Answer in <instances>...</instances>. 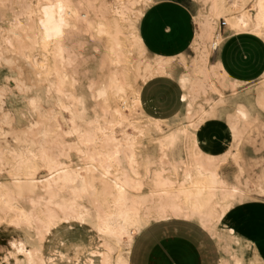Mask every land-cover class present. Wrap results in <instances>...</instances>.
Here are the masks:
<instances>
[{
    "label": "snow or ice",
    "instance_id": "snow-or-ice-1",
    "mask_svg": "<svg viewBox=\"0 0 264 264\" xmlns=\"http://www.w3.org/2000/svg\"><path fill=\"white\" fill-rule=\"evenodd\" d=\"M156 2L144 0L145 6ZM106 7L108 5L97 4L95 0L87 3L81 0L78 4L74 0H0V21L4 22L0 28L8 33L3 47H0V171L13 177L0 184V188L10 191L14 198H10L11 205L19 208L21 205L17 201L31 198L25 195L32 193V185L36 182L31 173L44 164L52 168L56 163L54 156L59 141L65 136L78 137L75 143L80 155L92 154L93 157V164L87 168L73 169L74 177L65 174L58 178L55 190L49 186V205L53 200L59 201V193H71V196L64 197V204H55L58 211L50 207L36 218L31 213L10 216L6 209L0 217V224L11 225L16 231L0 229L9 233L0 237V264H88L91 257L99 255L97 245L92 243L97 239L104 241L99 247L107 248V251L103 259L95 260L94 264H144L141 258L143 246L136 241L134 233L145 234L143 217L146 214L159 219L173 215L194 218L202 214L203 201L199 198V191L195 198L182 191L167 202L146 206L144 211L130 208L132 193L126 192L124 185L139 184L141 174L145 180L149 179L157 155L150 150L137 158L138 145L146 147L141 139L145 133L141 131L139 137L127 136L118 140L115 131L100 125L99 107L94 102L102 97L106 105L115 103L116 108L126 106L131 110L136 108L139 93L140 107L136 111H143L151 121H155L151 127L159 133L163 127L162 118H171L184 96L178 90L174 91L175 85H167V81L154 79L144 84L133 83L114 69L113 66L120 63L116 49L121 44L113 37L122 34L130 42L139 24L137 17L125 18L123 27L119 22L105 25L101 14ZM259 8L264 13V0H260ZM18 9H23L26 14V25L23 17L17 18L26 32L17 33L13 40V27L16 26L13 13ZM81 9H87L88 14L85 15ZM221 35L222 39L215 43L212 57L217 73L228 80H236L246 79L239 73L252 71L264 82V29L256 34L257 39L240 37L244 43L230 40L228 37L232 33L222 32ZM98 36L107 37V40L101 39L98 44L88 42V37L95 42ZM41 46L45 53L52 49L61 54L69 53L67 67L72 69L71 90L66 72H58L57 80L46 79L47 69L42 68L41 62H31L29 48L40 49ZM86 46L88 51L84 52ZM134 46L139 47L138 44ZM140 52L143 54V49ZM82 57L83 71L80 70ZM63 59L61 55L60 60ZM257 62L259 67H256ZM136 79L139 81V77ZM64 113H70L71 120L64 119ZM89 113H95L96 117ZM260 119L264 123V113L260 114ZM62 120L65 124L71 123L72 127L61 132L57 125ZM127 127L134 128V125ZM232 131L237 133L240 129L234 126ZM194 134H197L195 125L185 124L180 136L181 143L193 152ZM119 135L125 137V132L122 130ZM169 140L175 141V137L161 135L153 138V143L159 147L158 159L161 162L165 159L164 148ZM96 154L101 157L99 166L95 164ZM130 161L137 162L130 165ZM203 163V156L197 157V166ZM121 167L126 170L125 177L122 178L117 171L115 178L111 179L112 169ZM129 167L130 172L127 171ZM200 170L203 172V168ZM85 171L93 174L80 175ZM56 175L60 177L59 173ZM206 178L215 190L219 178L211 170ZM236 179L240 180V185L231 183L228 188L230 195L219 198L215 204L216 215L224 217L225 230L234 229L229 221L234 215L244 213L251 206L250 201H260L264 208V176L258 190L251 185L245 187L239 173ZM98 190L104 193L102 202L95 198ZM116 209H119V214ZM126 250L129 252L127 256ZM115 252H119V258L112 255ZM161 264L170 262L165 259ZM234 264H264V250L256 251L249 245L245 258H236Z\"/></svg>",
    "mask_w": 264,
    "mask_h": 264
},
{
    "label": "bare ground",
    "instance_id": "bare-ground-1",
    "mask_svg": "<svg viewBox=\"0 0 264 264\" xmlns=\"http://www.w3.org/2000/svg\"><path fill=\"white\" fill-rule=\"evenodd\" d=\"M206 1L211 3L209 14L206 16L200 14L195 20L198 32L194 41L199 46L204 45L205 47L206 42L212 39L215 22L222 16L225 18L226 23L223 33H232L233 36L249 33L257 37L256 34L261 29H264V13H262L259 8L260 0ZM74 2L78 4L81 0H74ZM83 2L87 3L88 0H83ZM139 2L140 0H118L116 4H112L113 6L108 5L109 15H101L103 23L105 25L109 23L115 25L119 22L121 27H123L125 18L137 19L138 17L137 22L139 24L143 17V12L134 8ZM249 2H252V8L247 9V4ZM252 12H254V14ZM84 13L87 15L88 10L86 9ZM111 13H113V17L110 18ZM18 17L20 16H14L16 26L13 27L11 37L13 40L17 38V33L24 34L26 32V28L20 26V20L17 19ZM23 17L24 24L26 25V14H23ZM234 29L235 31H233ZM244 29H247V31H244ZM221 34L222 32L215 35V40L211 42V48L214 51L216 41L222 39ZM7 36L8 33L3 28H0V47H3L4 40ZM102 39L107 40V37H103ZM113 39H118L121 44V47L116 49L117 53H119L120 63L114 65V67H126L128 71V75L126 76L129 77L133 83L139 82L144 84L160 77L175 78L173 77L175 73L173 74L174 68L172 67L171 59L156 55L153 57L151 56L150 60H145V55L149 54V51L140 35L139 27L135 37L130 38V42L128 41V46L127 40L122 34L119 37L114 36ZM34 43L35 41L33 40V44ZM137 44L139 47L134 46ZM140 49H143V54H141ZM61 55L64 57L63 61L60 60ZM209 56L210 51L203 49L194 61L193 75L181 73L176 76V81L182 90L184 99L181 100V110L175 114L173 118L180 117V121L184 120L180 125L175 127L167 126V128L163 126L159 133L156 132L155 128L151 127L155 121H151L143 111L139 113L136 111V108L140 107L139 93H137L136 108L127 110L126 106L122 107L128 111L127 114H124L122 108H116L115 103H113L110 105V109L103 114V118L105 119L104 123L100 122V119L99 122L101 126L109 127L110 131H114L115 129L120 131L123 130L125 132V137H116L118 140L125 139L127 136H132L133 138L139 137V133L143 131L145 137L141 139L144 140L146 147L140 148L138 145L135 153L136 157L139 158L142 153H149L150 150H154L157 155V160L153 165L149 179L145 180L143 174H141L139 184L128 183L124 185L125 191L132 193L130 197V208L134 207L138 211H144L146 206L154 207L162 201L167 202L182 191L191 193L194 198L197 191L200 193L199 198L203 201L202 214H198L194 218H184L181 215H173L163 219L150 218V214H146L143 217L144 230L150 223L155 221H170L172 219H182L189 222L197 221L199 225L207 229L210 234L217 239V242L223 248L225 258L219 261V264H234L236 258L241 260L245 258V254L249 251V245L256 251H259V248L250 239L243 237L235 227L233 230H225L226 226H223V215H216L215 204L218 199L230 195L228 192L230 184L223 178L221 175L223 172L220 173L219 168L226 155H230L232 158L238 155L239 143L242 142L245 135L254 126L264 124L260 119V114L264 113V82H262V78L259 77L261 81L257 88L254 90L249 89L244 94L238 95V88L248 83L238 80H228L226 77L220 76L214 64H208ZM29 57L33 64L39 60L42 68L47 69L45 73L46 79L51 77V79L57 80L58 72H66L69 76V80H71L72 72H69L71 68L67 67L69 60V53L67 51L61 54L58 50L52 49L45 53L43 51V46H41L40 49L30 47ZM72 59L74 58L72 57ZM137 77H139V81H137ZM145 78H147V80H145ZM214 80H216L218 84H216ZM209 89L217 95L215 99H206L209 108H204L202 106L195 108V98H197L199 94H206ZM97 91L99 95V90ZM226 93H229L230 96L227 97ZM100 99L103 98L101 97ZM120 103L123 104V101H120ZM68 114L70 116L69 118H67L64 113V119L71 120V114ZM162 119L163 124L168 120L167 118ZM211 120L216 121L217 131L220 135V138L217 140L218 145L216 146L209 142L213 134V130L209 126ZM105 121H107V124H105ZM129 124L134 125V128L127 127ZM185 124L195 125L197 134H194L192 137V144L195 148L194 152L180 141V136L182 135L183 126ZM121 125L124 126L123 129ZM234 126H238L240 131L233 133L232 127ZM57 127L63 132L66 129H70L72 125L71 123L65 124L62 120ZM161 135L175 137V141L169 140L164 148L165 159L169 157V153L171 152H173L174 156L175 152L176 157L174 160L167 159L168 161L166 162L164 159L161 162L158 159L159 147L153 143V138H159ZM76 138L79 139L78 137ZM149 145H152V147L150 148ZM65 146L66 143L63 137L62 140L59 141V147L54 156L56 163L52 165L51 169L41 161V164H44V166H41V168L45 169L44 175L39 174L40 167H36L31 173L32 178L36 182L32 185V193L25 194L30 195L31 198L26 201H17V203L21 205L19 208L11 205L10 198H14L11 197L10 191L5 188H0V217L5 214L6 209L8 215L20 216L22 214L31 213L36 218H40L50 207L54 208L56 211L59 210L55 209V204L57 202L64 204L66 202L64 197L71 196V193H59V201L53 200L52 205H49L47 204L49 186L55 190L58 178L64 177L65 174L74 177V168H87L88 165L93 164L92 154L84 156L86 162L82 166H74L63 161L62 157L65 155L66 151ZM70 148L69 146V149ZM129 155L131 156L132 154L129 153ZM199 156H203L204 163L198 167L197 157ZM144 159L145 161L147 160L146 155ZM136 162L137 161H130L129 163L131 165ZM100 163L101 157L99 154H96L95 164L99 166ZM201 168H203V172H201ZM180 169L182 170V174L181 176L179 175L180 178H178L177 172ZM209 170L215 173L219 178L216 181L215 190L213 189L212 182L206 178V174ZM117 171L122 178L125 177L126 170L123 167L119 169L113 168L111 179L115 178ZM127 171L130 172L131 167H129ZM140 171L143 173V169ZM169 171L170 173L168 174ZM56 173H59L60 177H57ZM92 174L93 173L87 171L80 173L82 176ZM49 176L52 177L51 180L48 179ZM9 177L13 178L10 175ZM144 186L148 187L147 190H143ZM197 186L199 187L197 188ZM256 186L257 189H259L260 185ZM67 187L70 188L72 185H68ZM95 198H98L102 202L105 198L104 193L98 190L95 193ZM116 211L117 214H119V209H116ZM106 251L107 248L101 253L102 259ZM126 252L128 251L126 250L125 253ZM116 253V257L119 258V252ZM112 255H114V253ZM125 256L127 255L125 254Z\"/></svg>",
    "mask_w": 264,
    "mask_h": 264
},
{
    "label": "crops",
    "instance_id": "crops-1",
    "mask_svg": "<svg viewBox=\"0 0 264 264\" xmlns=\"http://www.w3.org/2000/svg\"><path fill=\"white\" fill-rule=\"evenodd\" d=\"M195 31L193 10L188 0H157L147 7L139 23V32L149 53L166 57H178L184 54L191 47ZM240 37L258 38L249 33L232 35L228 38L244 43L245 41L240 40ZM256 67H259L258 62ZM239 76L246 79L236 80L245 83L259 79L252 71L241 72ZM156 79L167 81V85H175L174 91L178 90L182 95L179 84L173 79L168 77ZM181 107L180 101V107L172 116L178 113ZM250 205L245 211L246 214L234 215L232 222L243 237L254 241L259 250H264V233L254 224L257 216L262 215L264 210L261 206ZM170 223L167 224L168 226L163 224L152 228L143 236L137 234V241L143 246L141 258L144 264H161L165 259L170 264H219V261L225 258V252L217 239L196 221L174 219ZM175 226L176 230H174Z\"/></svg>",
    "mask_w": 264,
    "mask_h": 264
},
{
    "label": "rangeland",
    "instance_id": "rangeland-1",
    "mask_svg": "<svg viewBox=\"0 0 264 264\" xmlns=\"http://www.w3.org/2000/svg\"><path fill=\"white\" fill-rule=\"evenodd\" d=\"M118 0H95V2L97 4H103V5H109V6H113L114 4L117 3ZM190 1V6H192V10H193V15H194V23H195V37L197 35L198 29H197V25H196V18L202 14L204 16L208 15L210 12V7H211V3L209 1L206 0H188ZM192 1V2H191ZM113 4V5H112ZM148 6H145L144 4V0H140V2L135 5V9L139 10L141 12H143V15L145 13V10L147 9ZM252 8V2H249L247 4V9ZM82 12H85L86 9H81ZM109 10L108 7H106L103 11V13L101 15H109ZM254 14V12H252ZM23 14H25L23 9H18L16 10L15 13H13V18L14 16L18 15L20 17H23ZM113 17V13L110 14V18ZM24 18V17H23ZM142 19V18H141ZM222 19L225 20V18L222 16L221 18H219L217 20V22H215L214 25V31H213V37L210 41L206 42L205 47L203 46H199L197 45V43H195V37L191 43V47L184 53V54H180L178 57H166L161 55L163 58L166 59H171L172 60V67L173 69V77L175 78H171L173 79V81H176V76L178 74L181 73H188L193 75L194 72V61L197 58V56L200 54L201 51H203V49H207L210 51V56H209V62L208 64H213V53L214 50H212L211 48V42L213 40H215V35L224 32V28H220V24L222 22ZM141 21V20H140ZM3 21H0V24H3ZM140 23V22H139ZM218 29V30H216ZM125 38V37H124ZM102 38L101 37H97L96 41L93 42L91 37H88V42L89 43H99L100 40ZM127 46H128V41H127ZM88 48L87 46L84 49V52H87ZM145 60H150L151 56H156L155 54H147L145 55ZM75 59V57H73ZM84 62H83V57L81 58V64H80V70L83 71L84 69ZM114 67V66H113ZM118 69V71L122 74V75H128V71L126 69V67L124 66H119V67H114V69ZM69 72H72V69H69ZM99 78V76H98ZM71 80H69L68 82V88L71 90L72 85L70 83ZM216 84H218V82L216 80H214ZM261 80H255L251 83L248 84H243V86L239 87L238 89V95H242L245 92H247L249 89L250 90H254L255 88H257V86H259V82ZM241 89H243V91H241ZM226 96L229 97L230 94L226 93ZM217 97L216 93H214L213 91H211L209 89V91L206 94H199V96L197 98H195L194 100V106L195 108H198L200 106L204 107V108H209V105L207 103L206 99H215ZM94 103L98 104L99 107V119L100 122L104 123V118H103V114L105 113V111L110 109V105H106L105 101L103 99H98L97 101H95ZM196 103V104H195ZM206 105V106H205ZM182 108V107H181ZM102 110V111H101ZM181 110V109H180ZM122 112L124 114H127V110L124 108H122ZM177 114V113H176ZM90 116L92 117H96L95 113H89ZM65 116L67 118H69V114L65 113ZM168 120L163 124V126L165 128H167V126H171V127H175L177 125H180L182 123V121L184 122V120L180 121V117H174L172 116V118H167ZM209 126L212 128L213 130V134L212 137L210 138V144L216 146L218 145V139L220 138V135L218 134L217 131V125H216V121L215 120H211L209 123ZM131 130V129H130ZM117 133V137L120 138L121 136L119 135V133L121 132L118 129L114 130ZM71 141H70V140ZM77 140L76 137H71V136H65L64 137V141L66 143L65 146V155L62 157L63 161H66L69 164H72L74 166H82L86 160L85 157H82L80 155V151L79 148L77 146V144L75 143V141ZM69 146L71 147L69 149ZM149 147L151 148L152 145H149ZM77 156V157H76ZM176 157V154L174 152V156H173V152L169 153V157L166 158V162L168 160H174ZM168 159V160H167ZM262 165H264V124L263 125H259V126H254L244 137V139L242 140L241 143H239L238 146V155L234 158H232L230 155H226V157L224 158V160L222 161V163L220 164V168H219V172L222 173L221 175L223 176V178L229 183H235V185L239 186L240 185V180H237V174L239 173L241 175V178L243 179L244 182V186L247 187L249 185H251L254 189H257L256 185H260L261 183V179L262 176H264V167H262ZM40 167V171L39 174L40 175H44L45 174V169ZM170 173V171L168 172V174ZM182 174V170L180 169L177 172V176L178 178H180ZM180 175V176H179ZM12 179L11 177H9V175H6L3 171H0V183L4 184L6 180H10ZM147 186H144L143 190H147ZM249 204H253V205H257V206H261V202L260 201H250ZM27 205V203H26ZM264 210V208H263ZM248 211V210H247ZM248 213V212H247ZM243 215L246 214L242 213ZM12 216V215H10ZM174 220V219H172ZM155 221L150 223L146 229L144 230L145 232L152 229V228H157L159 225H163L165 224L166 226H168L167 224H171L170 222L172 221ZM182 220V219H179ZM185 221V220H182ZM189 222V221H186ZM197 222V221H196ZM198 223V222H197ZM230 224H234L232 222V219L229 221ZM199 224V223H198ZM254 224H256V228L260 229L262 233H264V211L261 214H259L257 216V220L256 222H254ZM0 229H10L11 231H16V229H13L11 227V225H3L0 224ZM176 226L174 227V230H176ZM8 232H3L0 231V237H3L5 235H8ZM137 234L140 235L139 232L134 233L135 239L137 241ZM141 236V235H140ZM252 241V240H251ZM253 243H255L254 241H252ZM93 244H96V251L99 253L98 256H94L91 257L88 261V264H94V261L97 259H102L101 258V253L105 251V248L99 247V245L103 244L104 241L102 240H95L92 241ZM256 244V243H255ZM257 245V244H256ZM90 247V245H89ZM116 252L114 253V255L116 256ZM126 255H129V252L125 253Z\"/></svg>",
    "mask_w": 264,
    "mask_h": 264
},
{
    "label": "built area",
    "instance_id": "built-area-1",
    "mask_svg": "<svg viewBox=\"0 0 264 264\" xmlns=\"http://www.w3.org/2000/svg\"><path fill=\"white\" fill-rule=\"evenodd\" d=\"M225 25H226V23H225V20H224V19H222V22H221V24H220V28H224V27H225Z\"/></svg>",
    "mask_w": 264,
    "mask_h": 264
}]
</instances>
